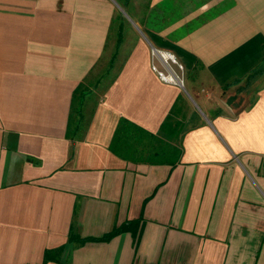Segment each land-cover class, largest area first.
<instances>
[{"label":"crops","instance_id":"1","mask_svg":"<svg viewBox=\"0 0 264 264\" xmlns=\"http://www.w3.org/2000/svg\"><path fill=\"white\" fill-rule=\"evenodd\" d=\"M0 264H264V0H0Z\"/></svg>","mask_w":264,"mask_h":264},{"label":"built area","instance_id":"2","mask_svg":"<svg viewBox=\"0 0 264 264\" xmlns=\"http://www.w3.org/2000/svg\"><path fill=\"white\" fill-rule=\"evenodd\" d=\"M150 60L153 71L162 82L184 88V67L172 53L151 47Z\"/></svg>","mask_w":264,"mask_h":264},{"label":"trees","instance_id":"3","mask_svg":"<svg viewBox=\"0 0 264 264\" xmlns=\"http://www.w3.org/2000/svg\"><path fill=\"white\" fill-rule=\"evenodd\" d=\"M80 91V89H78V90H76V94L74 95V102L76 101V99H77V92H79ZM170 117H168V119H169ZM70 122H71V120H70ZM123 124V127H125V125L124 124H127V122L126 121H124V123H122ZM70 125H71V123H70ZM168 125L169 124H165L164 125V129L166 128L167 129V127H168ZM121 125L117 128V130H116V132H115V135H114V138H113V142H112V147L114 146V144H115V140L118 138V136H119V133H120V131H121ZM68 133H69V130H68ZM120 231V229H114L110 234H108L107 236H105L104 237V239H107V238H109L111 235H113V234H115V233H117V232H119Z\"/></svg>","mask_w":264,"mask_h":264},{"label":"rangeland","instance_id":"4","mask_svg":"<svg viewBox=\"0 0 264 264\" xmlns=\"http://www.w3.org/2000/svg\"><path fill=\"white\" fill-rule=\"evenodd\" d=\"M108 77H105L104 78V80H103V82H102V84L104 83V81H106V79H107ZM93 85V82H92V84H91V86ZM88 86H90V84H88ZM80 93H79V96L81 95V93H82V90H80L79 91ZM79 96H77V99H76V104L79 102V99H80V97ZM193 102H195V100H193ZM76 112V111H75Z\"/></svg>","mask_w":264,"mask_h":264}]
</instances>
